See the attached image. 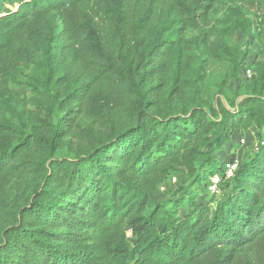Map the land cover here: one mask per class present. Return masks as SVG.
Here are the masks:
<instances>
[{
  "label": "trees",
  "instance_id": "obj_1",
  "mask_svg": "<svg viewBox=\"0 0 264 264\" xmlns=\"http://www.w3.org/2000/svg\"><path fill=\"white\" fill-rule=\"evenodd\" d=\"M238 32L263 46L264 0H0V264H264V59L238 80Z\"/></svg>",
  "mask_w": 264,
  "mask_h": 264
},
{
  "label": "rangeland",
  "instance_id": "obj_2",
  "mask_svg": "<svg viewBox=\"0 0 264 264\" xmlns=\"http://www.w3.org/2000/svg\"><path fill=\"white\" fill-rule=\"evenodd\" d=\"M247 37L242 33L238 32L236 36V42L242 47L246 48L248 55L245 60L246 65L250 67H255L254 61H261L264 59V41L263 46L260 45L257 41H254L251 47H247L246 44ZM22 91H27L30 94L29 88L22 86ZM241 140H244L241 142ZM259 145V138L256 131L253 128L247 130H236L233 134V139L231 143L225 145L219 151V161L221 163L219 174H223L224 167L229 163H235L237 165V170L241 168L246 162L249 161L252 154L256 151ZM64 152V150H63ZM209 180V179H208ZM190 182V179L184 174V172H179L177 174L171 175L167 182L160 188L158 193V200L166 199L172 196L173 192L179 189L183 185H187ZM211 184V181H207L205 188L200 189L198 192L199 198L203 200H209L211 197L219 198L222 197L223 193L228 190L227 180L223 179L220 184L219 193L215 196H211L208 192V186ZM196 186H194L195 188ZM130 237L133 239L134 235L130 232Z\"/></svg>",
  "mask_w": 264,
  "mask_h": 264
},
{
  "label": "built area",
  "instance_id": "obj_3",
  "mask_svg": "<svg viewBox=\"0 0 264 264\" xmlns=\"http://www.w3.org/2000/svg\"><path fill=\"white\" fill-rule=\"evenodd\" d=\"M255 76V70L252 69L250 66H247L246 63L241 67L239 71V81H249ZM244 140H241L243 142ZM237 165L235 163H229L226 167H224L223 174H219L218 169L210 178L208 181H211V184L207 187L208 191L212 194H217L220 191V184L223 179H226L229 181L232 177L235 176V173L237 171Z\"/></svg>",
  "mask_w": 264,
  "mask_h": 264
}]
</instances>
